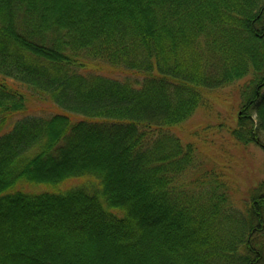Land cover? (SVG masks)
Instances as JSON below:
<instances>
[{
  "label": "trees",
  "instance_id": "trees-1",
  "mask_svg": "<svg viewBox=\"0 0 264 264\" xmlns=\"http://www.w3.org/2000/svg\"><path fill=\"white\" fill-rule=\"evenodd\" d=\"M248 77L264 151V0H0V264H264V181L235 207L177 132Z\"/></svg>",
  "mask_w": 264,
  "mask_h": 264
},
{
  "label": "rangeland",
  "instance_id": "rangeland-1",
  "mask_svg": "<svg viewBox=\"0 0 264 264\" xmlns=\"http://www.w3.org/2000/svg\"><path fill=\"white\" fill-rule=\"evenodd\" d=\"M91 64L94 63H89V67H94ZM249 79L239 80L225 89L205 92L204 103L177 130L184 141L195 144L205 166L218 169L237 208H244L251 189L264 181V151L254 144H240L231 133L240 115L243 86L249 84ZM21 89L32 109L46 115L54 111L53 105L39 99L32 91Z\"/></svg>",
  "mask_w": 264,
  "mask_h": 264
}]
</instances>
